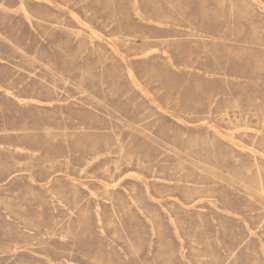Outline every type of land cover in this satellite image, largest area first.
Here are the masks:
<instances>
[{
	"label": "rangeland",
	"instance_id": "obj_1",
	"mask_svg": "<svg viewBox=\"0 0 264 264\" xmlns=\"http://www.w3.org/2000/svg\"><path fill=\"white\" fill-rule=\"evenodd\" d=\"M0 264H264V0H0Z\"/></svg>",
	"mask_w": 264,
	"mask_h": 264
},
{
	"label": "bare ground",
	"instance_id": "obj_2",
	"mask_svg": "<svg viewBox=\"0 0 264 264\" xmlns=\"http://www.w3.org/2000/svg\"><path fill=\"white\" fill-rule=\"evenodd\" d=\"M24 5V4H23Z\"/></svg>",
	"mask_w": 264,
	"mask_h": 264
}]
</instances>
